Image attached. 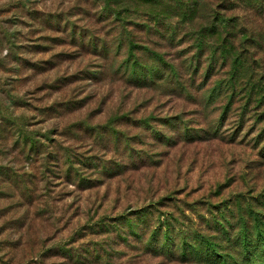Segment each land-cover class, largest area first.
<instances>
[{"label": "rangeland", "instance_id": "374dc122", "mask_svg": "<svg viewBox=\"0 0 264 264\" xmlns=\"http://www.w3.org/2000/svg\"><path fill=\"white\" fill-rule=\"evenodd\" d=\"M240 3L0 0V264H257L264 0Z\"/></svg>", "mask_w": 264, "mask_h": 264}, {"label": "trees", "instance_id": "16d2710c", "mask_svg": "<svg viewBox=\"0 0 264 264\" xmlns=\"http://www.w3.org/2000/svg\"><path fill=\"white\" fill-rule=\"evenodd\" d=\"M239 1L241 2L240 4L243 5V7H247V8L252 9L254 14H256L258 17H261V14H257L256 13V12H259L258 10H260V8L258 9L259 5L253 3V0H239ZM235 23H236V21H235ZM227 24L228 23H225L226 27H227ZM209 25H210V23H209ZM228 27H227V30H229ZM208 32L210 33L211 31H208ZM220 53H221V56H225V53L222 50H220ZM137 76H138V74H137ZM141 76L143 78H145L146 75L143 73ZM259 237H260V239L256 238V241L254 243L255 244L254 245V249H251L249 251V254H250L249 256L253 255L252 260L254 262H256L257 264H260V263L264 264V235H261ZM240 241H241V243H240V251L242 253L245 252V251L248 252V250L251 248L250 246H248V245H250L249 242L246 240L245 237H241ZM260 243L262 244L261 245L262 248L257 250V246ZM208 248H209V250L207 252V255L210 256V257H213L215 260H217V262H220L221 257L217 256L218 254H216L214 252V248H212V246H210V244L208 245Z\"/></svg>", "mask_w": 264, "mask_h": 264}]
</instances>
